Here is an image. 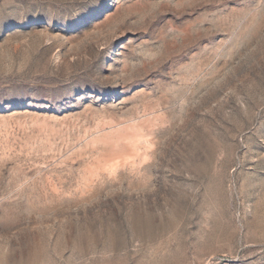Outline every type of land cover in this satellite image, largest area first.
<instances>
[{
	"label": "rangeland",
	"instance_id": "1",
	"mask_svg": "<svg viewBox=\"0 0 264 264\" xmlns=\"http://www.w3.org/2000/svg\"><path fill=\"white\" fill-rule=\"evenodd\" d=\"M0 264H264V0H0Z\"/></svg>",
	"mask_w": 264,
	"mask_h": 264
}]
</instances>
